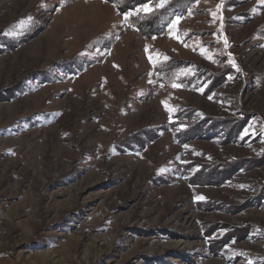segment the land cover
Segmentation results:
<instances>
[{"label":"rangeland","instance_id":"374dc122","mask_svg":"<svg viewBox=\"0 0 264 264\" xmlns=\"http://www.w3.org/2000/svg\"><path fill=\"white\" fill-rule=\"evenodd\" d=\"M172 1L0 0V264H264V2Z\"/></svg>","mask_w":264,"mask_h":264},{"label":"trees","instance_id":"16d2710c","mask_svg":"<svg viewBox=\"0 0 264 264\" xmlns=\"http://www.w3.org/2000/svg\"><path fill=\"white\" fill-rule=\"evenodd\" d=\"M112 5L116 6L118 11L122 15H128L135 11L138 7H141L144 4L149 3L153 0H104ZM199 0H174L169 3L164 8L155 11L146 15H139L136 17H130L129 24L132 25L135 29H137L142 36L145 38H152L156 36L163 35L168 27L172 24V22L178 18L186 14L189 8L198 2ZM181 67L177 61H170L164 66L163 69L166 70H174ZM200 123V124H199ZM196 126H192L189 129L185 130L179 137L184 140H194L202 137H207L214 133H217L221 130L220 133H227L233 125L223 124L222 121H208V122H199ZM209 123V124H208ZM236 128L232 129V132L228 134V138H234L237 135L234 131ZM231 130V129H230ZM231 136V134H233Z\"/></svg>","mask_w":264,"mask_h":264},{"label":"snow or ice","instance_id":"6c2138e0","mask_svg":"<svg viewBox=\"0 0 264 264\" xmlns=\"http://www.w3.org/2000/svg\"><path fill=\"white\" fill-rule=\"evenodd\" d=\"M165 2V0H161V4L160 6L162 7L163 6V3ZM262 2H264V0H262ZM143 11H151L150 8H148L147 6H145L143 9ZM130 15V14H129ZM125 19L127 20V16L125 17ZM225 43H227V41H225ZM202 198V197H201Z\"/></svg>","mask_w":264,"mask_h":264}]
</instances>
